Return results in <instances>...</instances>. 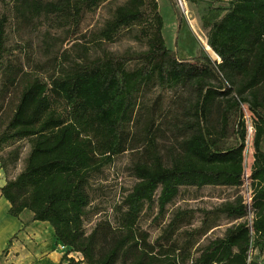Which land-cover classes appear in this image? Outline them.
Here are the masks:
<instances>
[{
	"label": "trees",
	"instance_id": "trees-1",
	"mask_svg": "<svg viewBox=\"0 0 264 264\" xmlns=\"http://www.w3.org/2000/svg\"><path fill=\"white\" fill-rule=\"evenodd\" d=\"M108 1L4 0L14 5L17 16L49 15L74 33ZM201 20L216 63L202 52L181 58L168 47L158 0H120L95 37L115 41L137 27L146 49L86 51L77 58L63 54L52 74L27 77L0 132V163L7 175L1 191L12 215L30 210L32 220L50 222L57 239L82 253L87 264H258L257 251L264 252V0L210 4ZM5 25L3 16L0 98L24 73L11 60ZM180 86L189 94L183 101L178 96L175 112L168 113L159 97L142 109V98L154 87L177 91ZM2 110L0 101V115ZM137 124L145 146L131 166L136 182L112 206V215L88 231L93 183L116 156L136 149L140 138L132 129ZM162 125L175 135L166 152L157 141ZM22 139L30 149L12 177L20 148L3 152ZM211 185L235 187L243 194L206 211L193 230H182L192 223V210L178 209L167 218L168 205L182 187ZM218 213L235 223L194 251L198 237L217 225ZM144 218L159 229L153 241L141 225ZM252 240L256 252L248 262Z\"/></svg>",
	"mask_w": 264,
	"mask_h": 264
},
{
	"label": "rangeland",
	"instance_id": "rangeland-1",
	"mask_svg": "<svg viewBox=\"0 0 264 264\" xmlns=\"http://www.w3.org/2000/svg\"><path fill=\"white\" fill-rule=\"evenodd\" d=\"M159 1L160 12L164 20L163 33L168 47L173 49L181 58H193L202 52L209 56L213 62H218L216 54L209 48L207 30L202 25L201 16L208 5H225L228 4L229 0H183L184 7L179 0ZM119 2L120 0H111L101 4L96 12L88 15L83 23L82 31L74 33L72 29L67 30L59 26L58 22L53 21L49 15L38 16L28 13L27 17L17 16L14 5L8 6L4 0H0V19L3 16L6 17V44L11 60L24 68V73L19 76L17 84L12 87L11 92L5 98H0V101L3 102V110L0 115V132L5 128L13 114L27 77L33 75L45 77L52 74L58 68L59 63L64 61L63 54L77 58L86 51L90 55H96L104 51H139L147 48L145 41L137 35V27L126 31L115 41L109 42L95 37L96 32L104 22L111 18ZM179 15L182 18L181 21L178 20ZM188 94L189 91L182 86L177 91L154 87L142 98V109L144 110L145 107L153 103L155 98L159 97L164 107L169 110L168 113L175 112V109L178 108V96L182 97L180 100L183 101V98H186ZM162 128L164 131L160 132L157 141L160 149L166 152L167 148L175 143V135L165 125H162ZM132 130L135 131V136L140 138L139 141H135L137 143L136 149L116 156L114 162L107 166L101 176L93 183L94 207L89 210L85 219V226L88 231L93 228L97 220L112 215V206L120 202L136 182L131 166L142 152L145 146V138L142 135L143 130L140 125L137 124ZM15 146L20 148L21 153L16 168L11 169L12 177L23 168L24 158L30 149V143L27 139H22L13 146L6 147L3 154ZM251 152H253V147L250 144L248 149L249 162L253 159ZM241 193L243 194L242 189L226 186L182 187L180 195L168 205L167 218H171L178 209L192 210L194 214L192 223L184 225L182 230H193L201 226L206 211L214 210L225 202L234 201ZM95 210L100 212L95 214L93 212ZM218 214L217 225L207 234L198 237L194 251L209 240L223 236L227 228L235 223L225 215ZM151 220V218H144L141 225L149 230L153 241L158 236L159 229ZM258 251L255 262L264 264V252Z\"/></svg>",
	"mask_w": 264,
	"mask_h": 264
},
{
	"label": "crops",
	"instance_id": "crops-1",
	"mask_svg": "<svg viewBox=\"0 0 264 264\" xmlns=\"http://www.w3.org/2000/svg\"><path fill=\"white\" fill-rule=\"evenodd\" d=\"M6 182L0 163V264H87L79 251L61 248L50 222L32 220L30 210L10 213L11 203L1 191Z\"/></svg>",
	"mask_w": 264,
	"mask_h": 264
},
{
	"label": "built area",
	"instance_id": "built-area-1",
	"mask_svg": "<svg viewBox=\"0 0 264 264\" xmlns=\"http://www.w3.org/2000/svg\"><path fill=\"white\" fill-rule=\"evenodd\" d=\"M179 2L181 3V5L184 7L183 5V0H179ZM250 132H252V130H250ZM248 191H247V195H248ZM250 198L247 199V202H249ZM248 219L250 221V225L252 223V220H253V212L252 211H249V214H248ZM61 248L63 249H66L67 248V245L62 243L61 245ZM256 252V250L254 249V244H253V240L251 241L250 243V246H249V250H248V254H247V260L248 262H251L253 260V255L254 253Z\"/></svg>",
	"mask_w": 264,
	"mask_h": 264
}]
</instances>
